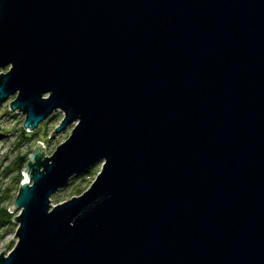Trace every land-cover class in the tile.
<instances>
[{
    "label": "water",
    "instance_id": "water-1",
    "mask_svg": "<svg viewBox=\"0 0 264 264\" xmlns=\"http://www.w3.org/2000/svg\"><path fill=\"white\" fill-rule=\"evenodd\" d=\"M4 68L25 131L74 128L28 156L0 264H264V0H0Z\"/></svg>",
    "mask_w": 264,
    "mask_h": 264
},
{
    "label": "rangeland",
    "instance_id": "rangeland-1",
    "mask_svg": "<svg viewBox=\"0 0 264 264\" xmlns=\"http://www.w3.org/2000/svg\"><path fill=\"white\" fill-rule=\"evenodd\" d=\"M7 70L8 68H4L0 70V73H5ZM13 100L14 96H11L0 105V207L6 208L11 216L9 218L8 215L1 216L0 214V220L5 222V225L0 227V254L4 250V253L8 254L16 243L14 236L17 224L14 218L17 212H11L9 209L14 203L20 182L24 181L22 169L17 171L14 168L16 159L19 157L27 159L35 150L37 143L40 144L41 153L43 148L44 157H50L56 148L68 139L74 128V125H69L62 132L55 134L54 132L63 117L62 113L55 112L33 131L35 136L32 137L30 132L23 129L24 117L20 113L10 110L9 104ZM26 137L29 139L26 140ZM100 169L101 164H97L89 169L91 174L74 177L75 179L71 184L51 196V204L56 206L69 201L73 197L81 196L95 180Z\"/></svg>",
    "mask_w": 264,
    "mask_h": 264
},
{
    "label": "trees",
    "instance_id": "trees-1",
    "mask_svg": "<svg viewBox=\"0 0 264 264\" xmlns=\"http://www.w3.org/2000/svg\"><path fill=\"white\" fill-rule=\"evenodd\" d=\"M46 125V124H45ZM23 133H26V132H23ZM34 132H30V135L32 136V137H34L35 136V134H33ZM29 138H27L26 137V140H28ZM26 162H27V159L25 158V157H19V158H17L16 159V161H15V163H14V168L18 171V169L20 170V169H23L24 168V166L26 165ZM89 173L91 174V172H90V170H88L86 173H84V175L86 174V175H89ZM81 175H83V174H81ZM75 178H72L71 180H70V183L69 184H71L72 183V181L74 180ZM0 214H1V216H3V215H8L9 216V218L11 217L10 216V214H8V211H7V209L6 208H1L0 207ZM3 225H5V222H3V221H1L0 220V227L1 226H3Z\"/></svg>",
    "mask_w": 264,
    "mask_h": 264
}]
</instances>
